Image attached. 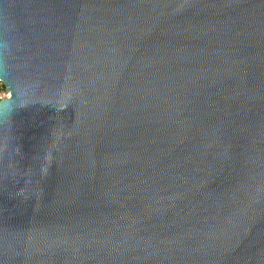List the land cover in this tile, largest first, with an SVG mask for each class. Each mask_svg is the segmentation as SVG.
<instances>
[{"label":"water","instance_id":"95a60500","mask_svg":"<svg viewBox=\"0 0 264 264\" xmlns=\"http://www.w3.org/2000/svg\"><path fill=\"white\" fill-rule=\"evenodd\" d=\"M0 82V264H264V0H0Z\"/></svg>","mask_w":264,"mask_h":264},{"label":"built area","instance_id":"2783aa9c","mask_svg":"<svg viewBox=\"0 0 264 264\" xmlns=\"http://www.w3.org/2000/svg\"><path fill=\"white\" fill-rule=\"evenodd\" d=\"M9 96V93L7 92L6 88L0 90V100H3Z\"/></svg>","mask_w":264,"mask_h":264},{"label":"trees","instance_id":"16d2710c","mask_svg":"<svg viewBox=\"0 0 264 264\" xmlns=\"http://www.w3.org/2000/svg\"><path fill=\"white\" fill-rule=\"evenodd\" d=\"M5 86L0 82V90L4 89Z\"/></svg>","mask_w":264,"mask_h":264},{"label":"snow or ice","instance_id":"6c2138e0","mask_svg":"<svg viewBox=\"0 0 264 264\" xmlns=\"http://www.w3.org/2000/svg\"><path fill=\"white\" fill-rule=\"evenodd\" d=\"M9 103V101H5V104Z\"/></svg>","mask_w":264,"mask_h":264}]
</instances>
